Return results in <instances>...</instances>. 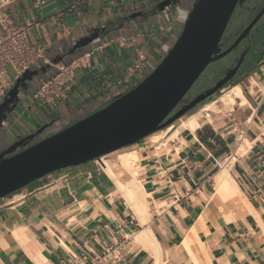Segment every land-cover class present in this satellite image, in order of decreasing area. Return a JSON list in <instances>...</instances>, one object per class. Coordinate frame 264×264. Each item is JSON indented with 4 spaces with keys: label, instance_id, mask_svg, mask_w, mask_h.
<instances>
[{
    "label": "crops",
    "instance_id": "crops-1",
    "mask_svg": "<svg viewBox=\"0 0 264 264\" xmlns=\"http://www.w3.org/2000/svg\"><path fill=\"white\" fill-rule=\"evenodd\" d=\"M45 1L35 8V0H15L6 9L19 25L39 23L31 38L45 48L50 69L42 75H50L56 69L53 60L95 29L101 36L89 55L75 56L64 99L38 103L22 90L0 129V149L53 122L47 135L58 131L134 88L149 73L146 67L129 72L138 61V47L150 63H158L186 13L178 7L153 16L163 0ZM253 38L227 87L240 86L245 101L239 97L226 107L218 102L211 116L228 115L216 123L213 116L204 119L197 131L183 130L160 148L154 134L132 146L140 156L135 173L148 195L146 223L102 169L103 157L54 172L0 200V264H264V18ZM8 77L16 81L11 70ZM116 167L119 179L133 177ZM223 168L241 195L228 183L217 184ZM16 231L26 239H17ZM148 234L160 250L159 263L136 239Z\"/></svg>",
    "mask_w": 264,
    "mask_h": 264
},
{
    "label": "water",
    "instance_id": "water-1",
    "mask_svg": "<svg viewBox=\"0 0 264 264\" xmlns=\"http://www.w3.org/2000/svg\"><path fill=\"white\" fill-rule=\"evenodd\" d=\"M184 19L179 22L180 31L163 58L153 64L152 72L134 88L115 96L105 107L92 113H84L58 131H50L56 122L45 125L35 133L0 149V200L22 190L33 182L54 172L86 164L126 147L133 146L152 134L186 116L207 99L221 92L238 73L251 50L256 27L264 18V0H251L238 21L243 29L229 47L222 50L221 41L230 21L244 0H186ZM174 0H163L152 11L153 16L164 12ZM178 8L173 6L172 9ZM142 16L135 13L133 17ZM100 29L80 39L54 64L71 65L76 58L92 52L90 47L100 39ZM245 51L235 60L213 88L198 96L172 117L184 97L204 71L235 51ZM240 47V48H241ZM46 56V54H45ZM76 56V58H75ZM50 65L35 64L19 77L0 104V129L19 102L22 90L31 95L43 83L54 78L59 69L46 74ZM35 81L38 85L33 87ZM26 83L23 87L22 84Z\"/></svg>",
    "mask_w": 264,
    "mask_h": 264
},
{
    "label": "built area",
    "instance_id": "built-area-1",
    "mask_svg": "<svg viewBox=\"0 0 264 264\" xmlns=\"http://www.w3.org/2000/svg\"><path fill=\"white\" fill-rule=\"evenodd\" d=\"M14 1L0 0V102L4 101L14 84L8 77V71L11 70L15 81L35 64L48 63L45 48L41 44L33 42L31 38L34 27L39 26V23L28 22L25 25H19L7 13V7ZM45 4V0H35L33 5L35 8H40ZM137 56L138 61L129 69V72L133 75L146 67L149 70L147 75H149L153 70L154 63L149 62L142 48L138 47ZM75 62L76 60L69 66H65L63 63L57 64L58 74L49 82L43 83L41 88L31 95L32 100L38 103L55 104L64 99L65 93L69 91L72 83L71 72ZM260 68L264 78V61ZM262 87L264 88V82ZM94 161H99V159Z\"/></svg>",
    "mask_w": 264,
    "mask_h": 264
},
{
    "label": "bare ground",
    "instance_id": "bare-ground-1",
    "mask_svg": "<svg viewBox=\"0 0 264 264\" xmlns=\"http://www.w3.org/2000/svg\"><path fill=\"white\" fill-rule=\"evenodd\" d=\"M239 97L242 98L243 101H245L240 86H236V87H232L231 89L224 90L223 93L219 95L217 99L206 103L199 111L191 115L182 117L178 121V124L176 126L170 125L162 133H158V134L154 133V135L152 134L153 135L152 139L154 140V142H156L157 146L160 148L161 146L167 145L170 140L179 137V135L183 130H189L195 132L202 125L204 119H207L208 121L212 120L210 111L218 109V102H220L223 106L226 107L228 105L235 104L236 99ZM167 132H170V135L166 140L161 141V139L165 136ZM245 147L246 145L245 146L242 145L240 151H244ZM102 161H103L101 163L102 169L117 184L120 192L126 198L127 204L140 218L141 223L143 224L146 223L151 217V213H150L149 202L147 200L148 195L145 192L142 184L138 180L136 176L137 174L135 173V168L140 163V156L138 155L137 151L131 148L126 150H121L116 154V157L112 162L106 160L105 158H103ZM115 166H119L122 169L131 172L133 177L128 180L119 179L114 170ZM216 182L220 186L225 185L227 183L230 184V186L236 191V193L241 195V192L237 184L229 174L228 168L222 169V172L216 177ZM14 235L17 239L20 240L26 239L25 234L21 231H16ZM136 239L137 241L143 243L146 247H149L154 252L156 261L158 263L161 261L160 250L158 248L156 241L152 236H150L149 234L147 236L140 235L137 236Z\"/></svg>",
    "mask_w": 264,
    "mask_h": 264
},
{
    "label": "rangeland",
    "instance_id": "rangeland-1",
    "mask_svg": "<svg viewBox=\"0 0 264 264\" xmlns=\"http://www.w3.org/2000/svg\"><path fill=\"white\" fill-rule=\"evenodd\" d=\"M243 13H245V11L243 10L242 11V9H241V7L239 6L237 9H236V11H235V13H234V15H233V17H232V19H231V21H230V24H229V26H231L230 27V31L232 32V33H234L235 31H239L240 29H241V25L240 24H238V21L240 20V18L242 17V14ZM234 19H238L237 20V22H236V24L234 25V26H232V22H233V20ZM242 45H240V47H241ZM240 47H238L235 51H233L230 55H228L227 57H225V58H223V59H221V60H219V61H217V62H214V63H212L211 65H209V67L204 71V73L201 75V77L197 80V82L194 84V86L191 88V91L190 92H193V93H195L196 91H200V90H202V89H205V88H207L209 85H212L217 79H219V78H221V77H223V75H224V73H225V69L227 68V67H229L231 64H232V62L234 61V59L237 57V54H238V52H239V50H240ZM227 87H228V84L224 87V89H227ZM222 94V92H219V93H217L216 95H214V96H212L211 98H209V99H207L205 102H203V105L205 104V103H207V102H210V101H212V100H215L216 98H218V96L219 95H221ZM203 105H199L197 108H195V109H193L192 111L195 113V112H197V111H199L201 108H202V106ZM218 111V110H217ZM229 112L230 111H225V112H222V113H214V114H212V116H213V120H214V122L216 123V122H218L219 120H221L222 118H224L226 115H228L229 114ZM186 116H188V115H186ZM181 119V118H180ZM180 119H178V120H176L173 124H171V125H174V126H176L177 124H178V121L180 120ZM170 126V125H169ZM168 126V127H169ZM167 127V128H168ZM165 130V129H164ZM163 130V131H164ZM163 131H160V132H156L155 134H158V133H162ZM127 149H133V147L132 146H130V147H126ZM124 149V148H123ZM123 149H121V150H123ZM121 150H118V151H115V152H113V153H111V154H108V155H106V156H103L106 160H109V161H113L114 159H115V156H116V154L118 153V152H120ZM102 157V158H103ZM116 170L117 171H120L121 170V168L119 167V166H117L116 167ZM125 177H128V173H125V175H124Z\"/></svg>",
    "mask_w": 264,
    "mask_h": 264
},
{
    "label": "flooded vegetation",
    "instance_id": "flooded-vegetation-1",
    "mask_svg": "<svg viewBox=\"0 0 264 264\" xmlns=\"http://www.w3.org/2000/svg\"><path fill=\"white\" fill-rule=\"evenodd\" d=\"M186 0H174V4H170L169 6H167L166 8H165V10L164 11H166V10H168V9H171V8H173V6H177L178 5V7H182V8H188L189 7V5H190V3H188V2H185ZM250 1L251 0H244V2H243V4L242 5H239L240 7H241V9H242V11L243 10H245L247 7H249V5H250ZM238 6V7H239ZM237 7V8H238ZM237 20L238 19H234L233 20V22H232V26H234L235 24H236V22H237ZM230 27L231 26H228V28H227V30H226V32H225V34H224V36H223V39H222V41H221V46H222V50H225L227 47H229V45H231V43L236 39L235 37H234V35L235 34H237V33H241V31L243 30L242 28L239 30V31H235L234 33H232L231 31H230ZM231 40H233V41H231ZM245 49H247V47L245 48ZM245 49H243L242 47L240 48V50H239V52H238V54H237V56L239 57L244 51H245ZM238 57H237V59H238ZM235 66V60L232 62V64L229 66V67H227L226 69H225V73H224V75H223V77H221V78H219V79H217L212 85H209L207 88H205V89H202V90H200V91H196L195 93H193V92H190L189 91V93L184 97V99L180 102V104L177 106V108L168 116V118H170V117H172L173 115H175L177 112H179L180 110H182L184 107H186L187 105H189L192 101H194L198 96H200L201 94H203V93H205L207 90H209V89H211V88H213L221 79H223L224 77H225V75L228 73V71L229 70H231L233 67ZM236 76V75H235ZM234 76V77H235ZM233 77V78H234ZM232 78V79H233ZM26 83H24V84H22L21 86L23 87L24 85H25ZM197 108V107H196ZM167 127H165V128H163L162 130H159L158 132H160V131H163L164 129H166Z\"/></svg>",
    "mask_w": 264,
    "mask_h": 264
},
{
    "label": "trees",
    "instance_id": "trees-1",
    "mask_svg": "<svg viewBox=\"0 0 264 264\" xmlns=\"http://www.w3.org/2000/svg\"><path fill=\"white\" fill-rule=\"evenodd\" d=\"M194 112L193 111H191V112H189L187 115H191V114H193ZM127 148H124L123 150H126Z\"/></svg>",
    "mask_w": 264,
    "mask_h": 264
}]
</instances>
